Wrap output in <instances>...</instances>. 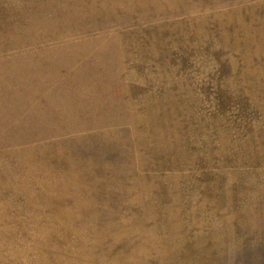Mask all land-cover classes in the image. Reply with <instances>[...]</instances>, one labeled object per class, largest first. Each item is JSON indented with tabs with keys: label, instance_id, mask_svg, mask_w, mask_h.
<instances>
[{
	"label": "rangeland",
	"instance_id": "obj_1",
	"mask_svg": "<svg viewBox=\"0 0 264 264\" xmlns=\"http://www.w3.org/2000/svg\"><path fill=\"white\" fill-rule=\"evenodd\" d=\"M0 264H264V0H0Z\"/></svg>",
	"mask_w": 264,
	"mask_h": 264
}]
</instances>
